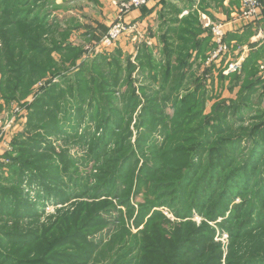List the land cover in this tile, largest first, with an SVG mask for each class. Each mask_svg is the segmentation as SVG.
Instances as JSON below:
<instances>
[{"label": "trees", "instance_id": "trees-1", "mask_svg": "<svg viewBox=\"0 0 264 264\" xmlns=\"http://www.w3.org/2000/svg\"><path fill=\"white\" fill-rule=\"evenodd\" d=\"M78 1L100 5L63 4ZM181 1L162 0L159 56L143 43L124 67L119 49L82 61L84 48L53 16L57 0H0V112L2 101L28 112L17 156L0 162V264H264V45L236 37L251 49L241 72L215 77L202 15L214 18L210 3L225 0ZM262 4L248 23L263 28ZM50 76L58 83L36 94ZM215 79L236 98L216 95ZM59 136L82 155L45 140ZM49 204L61 207L41 223Z\"/></svg>", "mask_w": 264, "mask_h": 264}, {"label": "rangeland", "instance_id": "rangeland-1", "mask_svg": "<svg viewBox=\"0 0 264 264\" xmlns=\"http://www.w3.org/2000/svg\"><path fill=\"white\" fill-rule=\"evenodd\" d=\"M127 0H100V5H96L94 3H89L86 1H78V2H72L70 5L63 4V0H59L57 4L60 5L61 9H58L57 12L54 13V17H57L58 20L63 21L60 24V28L63 30H70L71 31V37L70 42L74 45H81L84 48V56L82 61H93V59L96 57V55H103V54H114L117 49H119L123 53L124 57V67L127 64V61L131 59L133 63H135V57L137 55L138 46H140L143 42L147 41L148 37L153 38L156 45L153 44L151 41H147L146 45H148L151 48H155L154 54L158 57V53H156V48H161V40L160 35L162 34L161 31L159 33L158 26H161V20L157 14V17L150 18L149 21L144 23L142 22L144 19L139 18L133 19L129 16L132 12L140 10V12L143 11L141 8L134 10L124 16V27L125 30L122 32L121 36L117 40V42L108 48H104L102 45L103 40L107 37L109 31L114 27V25L117 23L118 16H120L121 13V6L123 3H125ZM155 2L156 0H151V2ZM165 1H171L174 5L178 6V8H184L186 6V3L181 0H165ZM157 9L158 11L162 9V0H157ZM149 3V4H150ZM148 4V5H149ZM148 5L144 6L147 7ZM152 5V3H151ZM160 5V6H159ZM209 5V4H208ZM212 10L211 13L220 14V11H223L221 7H215L214 4L209 5ZM64 9H67L66 11ZM47 10H54V9H47ZM139 12V11H138ZM171 16V15H170ZM170 16H167V19L170 18ZM73 21H75L73 23ZM75 23H78L80 26L79 28H75ZM143 24V25H142ZM220 23L214 22L213 24H210V22L207 20L206 27H208L211 31L213 25H217ZM226 29V28H225ZM87 33H91V35H94L96 39H86L85 36ZM149 33L153 34V37H150ZM227 33V32H226ZM58 38V36H56ZM59 39V38H58ZM152 44V45H151ZM151 45V46H150ZM155 45V46H153ZM213 51V50H212ZM212 51L209 52L208 57L212 54ZM242 49H229L227 54L224 56V58L221 59L218 63H215L217 72L214 73V76L217 77L218 69H222L223 74L225 76H228L225 74V70L228 67V64L235 63L237 61H242V59L245 61V59L248 57L250 53V48H248L246 51H244V54H242ZM60 56V55H59ZM58 55L54 54V58L57 62L60 64V57ZM81 61V62H82ZM207 66V65H206ZM224 69V70H223ZM261 72L264 70V64H261L260 66ZM195 74H197V68L193 71ZM200 72V71H199ZM133 77L136 79H139V82H143L140 78V73L135 70L131 72ZM139 73V74H138ZM202 73V71H201ZM48 80H54L53 82L58 83V78H51L46 79L47 82H42L40 85H38V91L39 93L41 91V88L46 87L45 85L48 83ZM215 83V94L220 95L222 99H233L236 98L237 91L236 89L234 92H230L227 90V84L228 82L225 81L223 90H221L220 82H218L216 79L214 80ZM143 83L142 85H144ZM146 85H149V82H146ZM139 87V85H137ZM35 99V95L30 98L29 103H32ZM24 103V102H23ZM22 103V104H23ZM3 105L4 110L0 112V162H8L6 159H4L5 154L11 153L13 154V157L17 156V154L13 151V141L16 136H18L20 133H22L25 129L26 123H27V110L24 109V106H20L17 103H13L12 105L4 104L2 101L1 103ZM211 106V103L208 104L207 110H209ZM173 108L170 107L167 110V117L170 119L173 113ZM137 115V114H136ZM135 115V117H136ZM44 124V123H43ZM90 125V121H83L81 124V127L79 128V132H83L87 126ZM248 125V124H247ZM48 141H52L54 143V147L56 148V152L60 153L62 150H68L69 153L73 156H80L82 155V147L78 144H76V139H70L65 136H59V137H47ZM30 189L27 188L26 192H29ZM37 193L38 190L34 189L31 192L33 200L36 202L37 200ZM240 200H237L236 203H239ZM42 210L45 209V213L41 217L40 222L41 223H47L49 222V219L56 217L57 211L60 209L59 206H54L52 204H49L48 206H41ZM163 210L165 215H168L169 212L167 209H161ZM41 212V211H40ZM171 220H175L171 214L168 215ZM195 222L198 224H201L203 221V218L201 216L195 215L194 219ZM220 222L222 220H219ZM131 224L133 225V220L131 221ZM210 225L213 226V223H210ZM141 229V228H140ZM135 233L136 230H133ZM216 241H220L223 243V245L226 246L228 241V235L225 233H221V235L218 233L216 236Z\"/></svg>", "mask_w": 264, "mask_h": 264}, {"label": "built area", "instance_id": "built-area-1", "mask_svg": "<svg viewBox=\"0 0 264 264\" xmlns=\"http://www.w3.org/2000/svg\"><path fill=\"white\" fill-rule=\"evenodd\" d=\"M150 1L151 0H127L122 4L121 13L120 16H118L117 23L109 31L107 37L102 42L104 48L113 46L121 36L122 32L125 30L124 16L134 10L148 5ZM240 4L241 7L237 17L239 21L253 22L260 19V15L262 14L263 10L262 0H240ZM211 32L215 48L213 49L212 54L208 57L206 62L207 66L221 61V59L224 58L230 49L225 42L227 33L224 24L220 23L213 25ZM243 61L244 60L242 59V61L228 64L225 74L231 75L240 73L242 70Z\"/></svg>", "mask_w": 264, "mask_h": 264}, {"label": "crops", "instance_id": "crops-1", "mask_svg": "<svg viewBox=\"0 0 264 264\" xmlns=\"http://www.w3.org/2000/svg\"><path fill=\"white\" fill-rule=\"evenodd\" d=\"M58 1L59 0H57V2ZM156 1L151 2L152 5L150 3L146 7L148 10L155 9L152 14H150L149 16L143 17L142 12H140V10H138L139 12L138 11L132 12L129 16V19L132 17H133V19H137L139 16H141L139 18V20H141V18H143L144 20L142 22L144 23V21H145V24H146V22L149 21L150 18L157 17L158 9L156 6V4H157ZM198 1L199 0H197V2ZM240 7H241L240 0H225L224 7L222 9L223 11H220L219 12L220 14H217V13L213 14L214 18H210L206 15H202V22H203V28H208V27H206L207 20L210 22V24H213L214 22L224 24L225 28H226V32H227V34H226L227 38H229L231 40L229 43L230 48L231 49L232 48L233 49L241 48L243 50L242 54H244V51H246L249 48L248 44L246 42H244V44L238 45V41L236 40V37H239V38L243 37L244 38V36H247V35L251 36L250 42L252 44H255L256 49H260L264 45V27L263 28H262V26L257 27L258 23H252L251 24L248 22L239 21L237 19V17H238L239 11H240ZM187 14H188V12L185 11L181 15V17H183ZM261 20L264 21V19H261ZM263 24H264V22H263ZM158 28H159V26H158ZM147 39H148L147 41H151L152 43L154 42L153 44L156 45L153 38L148 37ZM147 41H145L143 43L146 44ZM155 45H153V46H155ZM250 51H251V49H250Z\"/></svg>", "mask_w": 264, "mask_h": 264}]
</instances>
